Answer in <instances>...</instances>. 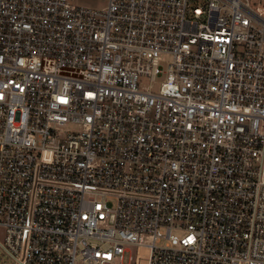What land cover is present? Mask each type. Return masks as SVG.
I'll return each mask as SVG.
<instances>
[{"label": "built area", "instance_id": "2783aa9c", "mask_svg": "<svg viewBox=\"0 0 264 264\" xmlns=\"http://www.w3.org/2000/svg\"><path fill=\"white\" fill-rule=\"evenodd\" d=\"M196 2L0 0L13 264H264V0Z\"/></svg>", "mask_w": 264, "mask_h": 264}, {"label": "rangeland", "instance_id": "374dc122", "mask_svg": "<svg viewBox=\"0 0 264 264\" xmlns=\"http://www.w3.org/2000/svg\"><path fill=\"white\" fill-rule=\"evenodd\" d=\"M73 3L81 6H88L93 8H105L107 6L108 0H72ZM196 3L203 4V0H197ZM264 7V2L261 3ZM163 77L161 78V80ZM145 80L144 82H146ZM0 237L3 238V232H0ZM164 242H161L163 244ZM0 262L5 264H13V259L7 254L6 251L0 248Z\"/></svg>", "mask_w": 264, "mask_h": 264}]
</instances>
